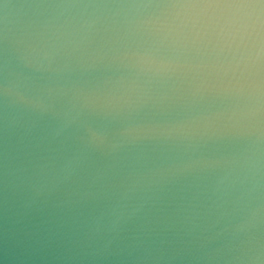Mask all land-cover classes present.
Returning a JSON list of instances; mask_svg holds the SVG:
<instances>
[{
    "label": "water",
    "instance_id": "obj_1",
    "mask_svg": "<svg viewBox=\"0 0 264 264\" xmlns=\"http://www.w3.org/2000/svg\"><path fill=\"white\" fill-rule=\"evenodd\" d=\"M0 264H264V0H0Z\"/></svg>",
    "mask_w": 264,
    "mask_h": 264
}]
</instances>
